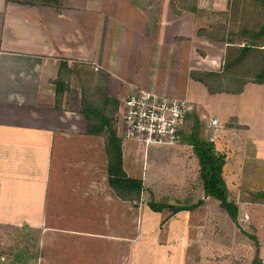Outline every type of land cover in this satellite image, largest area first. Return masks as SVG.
Listing matches in <instances>:
<instances>
[{"label":"crops","instance_id":"crops-1","mask_svg":"<svg viewBox=\"0 0 264 264\" xmlns=\"http://www.w3.org/2000/svg\"><path fill=\"white\" fill-rule=\"evenodd\" d=\"M145 10L146 16L141 14L144 12L137 13L138 21L129 25L136 36L138 60H142L138 54L143 57L150 35L167 29L163 10ZM193 12H189L191 20L196 16ZM97 19L99 23L101 18L97 16ZM119 20L115 22L118 30L125 26ZM104 24L97 26L100 34L110 28H104ZM84 29H89L84 24V0H0V212L9 213L2 215L6 218H0V226L13 228L11 230L20 235V243L19 240L12 243L11 252L18 255L16 263L30 253L40 259L51 247L54 250L47 264L82 256L84 252L96 250L98 244L103 249V244L116 240L107 228L114 225L111 222L115 219H120V201H131L121 199L109 185L105 132L100 134L97 130L96 133L97 125L81 112L84 72L89 71L87 66L84 68ZM163 43L159 42V47L162 48ZM116 51L113 57L105 51L101 60L96 58L95 68L90 70L96 80L98 72L94 71L99 67H113L111 72L118 73L119 62L124 58L121 50ZM192 69H187L185 74L178 69L173 71L176 86L161 91L188 98L203 114L207 111L219 122L226 118V122L237 124V127L222 130L232 141L230 145L219 142L217 133L201 135L213 140L227 158L235 153L239 158L264 154V146L258 143L260 132L249 121L251 113L258 114L255 110L264 93V83L248 82L238 94L211 93L203 83L190 77ZM58 82L62 86L61 95ZM125 82L127 85L122 86V92L142 87L138 78ZM192 88H197L199 95H194ZM210 95L219 97L220 105L225 102L222 112L211 109L206 103ZM234 136L245 142L251 138L253 141L249 147L246 143L240 144L237 150ZM121 138L124 169L129 176L141 178L128 171L126 158H142L138 148L143 152L146 149L145 158H150L149 148L153 145L146 147ZM154 145L159 146L156 151L162 147ZM174 145L184 146L188 156L189 151L195 156L192 145L183 139ZM155 149L151 151L154 153ZM106 195L111 203L105 202ZM46 229L52 236L47 240L49 246L41 239ZM35 242H39L36 248L31 246Z\"/></svg>","mask_w":264,"mask_h":264},{"label":"rangeland","instance_id":"rangeland-1","mask_svg":"<svg viewBox=\"0 0 264 264\" xmlns=\"http://www.w3.org/2000/svg\"><path fill=\"white\" fill-rule=\"evenodd\" d=\"M140 1L134 3L131 0H84V24L89 28L84 29V68L87 66L89 72L94 70L96 58L101 60L105 51L108 56L111 54L113 57L116 49L121 50L122 59L124 58L122 63L119 62L118 73L111 72L113 67H99L98 71H94L98 72L96 80L93 76L90 77V74L87 77L84 72L88 80V83L86 79L84 81L87 86L85 93L92 104L104 90H96L95 83L107 84L109 95L119 106L121 101L133 92L121 91L122 86L127 85L125 80L130 82L132 78H138L143 89L163 93V88L176 86V69L184 74L190 67L217 71L221 76L219 80L213 76L208 79L219 89L227 85L225 76L232 75L236 80L248 79V82H251L259 71L257 63L264 58V36L253 42L256 49L247 55L244 61L231 69L226 70L224 67L226 60H232L233 56L239 53L237 51L240 46L252 43L250 33L257 31L264 23V5L255 0ZM141 5L144 8H140ZM145 9L152 12L163 10L167 29L150 35L143 57L138 54L142 60H138L135 57L136 36L130 31L132 29L129 25L137 22L136 14L146 11ZM192 10L196 16L191 20L192 15L189 12ZM141 14L146 16V12ZM96 15L101 18L99 23ZM118 18L125 24L121 30L117 28ZM102 23H105L104 28H110L104 29V33L100 34L97 26ZM200 30L202 31L199 32ZM87 31L89 34L85 33ZM159 42H164L162 48L159 47ZM178 85L180 86L179 83ZM192 91L194 95H199L197 88H192ZM206 103L211 109L220 112L225 108V102L220 105L219 97L213 95L208 97ZM191 105L186 131H191L198 118L201 135L210 136L217 133L219 142L221 140L230 145L232 141L222 130L237 127V124L221 118L218 126H211L210 120L216 117H210L207 111L203 114L192 101ZM117 109L112 113V117L119 129H123L120 126L122 116ZM249 110L252 112V109ZM256 110L255 113L258 114L251 113L249 121L258 128V143L264 146V93ZM97 127L95 132L98 133V130L100 134H104L102 126ZM233 138L237 150L240 149V144L246 143L249 147L253 141L252 138L247 142L235 136ZM152 145L149 148L150 158H145L146 149L143 152L140 148L138 152H141L142 158H126L128 171L141 177L148 190L142 193L140 200L120 201V219H115L111 222L114 225L111 224L107 228L109 235L116 237L115 242L103 244V249H100L102 246L98 244L96 250L84 252V255L76 258L66 257L59 264H264V194L259 195V192H264V154L257 157L254 154L253 158H239L235 153L227 158L223 176L229 187L230 198L234 199L240 208L237 220H233L222 209L217 199L205 195L199 176L198 159L192 156L191 151L188 156L183 150L184 146L173 145V148H166L172 145H162L156 151L155 148L159 146ZM152 149H155L154 153ZM104 198L105 202H112L107 195ZM164 198L179 205L195 204L199 200H203V203L193 210H183L179 213H172L170 210L154 212L147 206L150 199L158 201ZM5 213L0 212L1 219L6 218L2 216ZM11 229L13 228L9 230L0 226L1 262L6 260L7 254H14L11 252L12 243L21 241L20 235ZM44 232L41 239L43 238V243L47 246L52 236L47 229ZM248 234L255 235L256 240L251 239ZM36 243L31 246L36 248L39 242ZM51 248L44 251L40 259L30 253L19 258L17 263L15 260L14 264H47L53 254L54 249Z\"/></svg>","mask_w":264,"mask_h":264},{"label":"trees","instance_id":"trees-1","mask_svg":"<svg viewBox=\"0 0 264 264\" xmlns=\"http://www.w3.org/2000/svg\"><path fill=\"white\" fill-rule=\"evenodd\" d=\"M256 2L264 5V0H255ZM200 30L199 32H201ZM264 36V23L260 25L257 31L250 33L249 37L252 43H247L244 46L238 48L239 52L234 55L232 60H226L224 69H231L237 66L240 62L244 61L247 55L255 51V43L260 37ZM211 37V36H210ZM236 52V53H237ZM259 71L255 73L251 82L262 84L264 83V58L261 62L257 63ZM87 77L95 75L89 71L86 72ZM190 77L194 80L203 83L211 93L227 92L238 94L243 90L244 85L248 82L236 80L232 75L225 76L227 85L221 89L216 88L208 79L209 76L215 77L216 80L220 79V74L217 71L198 70L192 69L189 72ZM86 77V78H87ZM88 83V80L86 81ZM86 83L84 85V93L81 98V112L84 116L92 121L97 126L103 128L105 132L106 142L105 151L108 158V181L111 188L116 194L123 200H140L142 193L147 190L144 181L141 178L129 176L123 166V152H122V138L118 135L117 125L112 117V113L117 106L116 100H114L108 94L107 84L95 83L94 88L101 91V95L96 99V102H92L87 98ZM61 82H58V93L61 95ZM64 89V88H63ZM113 105V108H111ZM115 105V107H114ZM118 110V109H117ZM190 113V112H189ZM189 113L187 117L189 116ZM183 140L192 145L194 155L198 159L199 164V176L203 183V189L206 196H211L220 202V206L227 214L233 219L237 220L240 213L239 206L234 199L230 198V191L223 176L224 166L227 162V154L217 149L216 144L210 138L201 136L199 130V119L197 118L191 127V131H185L183 133ZM264 194V192H259ZM203 203V200H199L195 204L179 205L168 202L167 199L155 200L150 199L147 201L149 208L156 212H161L165 209L171 210L173 213H178L183 210H193L199 207ZM253 240H256V236L248 234ZM18 255L12 253L7 254L6 260L0 261V264H14Z\"/></svg>","mask_w":264,"mask_h":264},{"label":"built area","instance_id":"built-area-1","mask_svg":"<svg viewBox=\"0 0 264 264\" xmlns=\"http://www.w3.org/2000/svg\"><path fill=\"white\" fill-rule=\"evenodd\" d=\"M121 103L118 112L123 129L117 125L119 136L144 146L174 145L182 141L187 115L192 110L188 98L139 88ZM218 124L217 118L210 120L211 126Z\"/></svg>","mask_w":264,"mask_h":264}]
</instances>
